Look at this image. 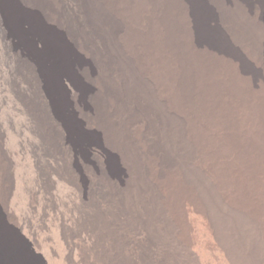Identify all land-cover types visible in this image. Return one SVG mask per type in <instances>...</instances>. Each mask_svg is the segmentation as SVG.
Returning a JSON list of instances; mask_svg holds the SVG:
<instances>
[{
  "label": "bare ground",
  "instance_id": "obj_1",
  "mask_svg": "<svg viewBox=\"0 0 264 264\" xmlns=\"http://www.w3.org/2000/svg\"><path fill=\"white\" fill-rule=\"evenodd\" d=\"M0 264H264V0H0Z\"/></svg>",
  "mask_w": 264,
  "mask_h": 264
}]
</instances>
